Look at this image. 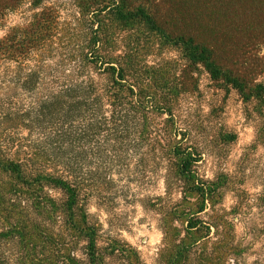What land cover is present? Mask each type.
Listing matches in <instances>:
<instances>
[{"label":"trees","instance_id":"obj_1","mask_svg":"<svg viewBox=\"0 0 264 264\" xmlns=\"http://www.w3.org/2000/svg\"><path fill=\"white\" fill-rule=\"evenodd\" d=\"M72 5L61 21L53 6H44L21 31L22 59L15 62L30 102L4 109L0 98V264H143L125 242L99 244V224L87 203L132 196L128 186L118 190L119 180L142 187L162 165L165 191L177 188L180 198L142 200L160 216L158 263L236 261L233 227L216 208L222 185L196 169L198 138L211 132L208 142L217 155L231 138L208 119L220 106L203 116L199 76L208 75L216 97L238 92L256 122L252 148L264 146V84L247 83L220 64L210 44L170 34L145 1ZM6 40L0 41V60ZM248 196L237 192L233 210L244 202L255 208L262 224L254 232L264 239V184L252 204ZM253 264H264V244Z\"/></svg>","mask_w":264,"mask_h":264},{"label":"rangeland","instance_id":"obj_2","mask_svg":"<svg viewBox=\"0 0 264 264\" xmlns=\"http://www.w3.org/2000/svg\"><path fill=\"white\" fill-rule=\"evenodd\" d=\"M33 1L0 0V41L7 38L9 45L0 60V98L5 103L4 109L12 108V103L21 107L30 102L20 88L21 78L18 77L22 76V67L15 60L22 59V50L17 42L34 12L44 6H53L59 12L61 21L67 20L74 9L72 0H36L35 4ZM142 1L146 2L148 10L170 34H189L202 44H210L220 64L242 75L247 83L254 81L264 84V0ZM168 55L173 56V53ZM29 64L31 66L32 62ZM199 79L203 116L208 114L211 107L220 106L217 115L208 119L224 133H229L231 138L218 155L208 142L211 132L204 138H198L195 143L202 157L196 169L203 179L218 180L222 185L216 208L231 223L233 242L240 251L236 261L227 259L224 264H253L263 257L264 239L260 233L254 232L261 228L262 222L255 208H245V202L240 211L233 208L239 203L236 195L240 190L249 195L250 204L261 191L264 184V146L252 148L256 139V122L247 117L245 103L238 92L230 89L216 97L213 95L215 90L210 88L208 75L202 72ZM18 131L21 136L26 134L22 128ZM164 174L162 165L153 176V181L142 187L128 184L121 178L118 190L128 186L125 190L132 196H116L112 204L102 203L95 197L89 198L87 211L92 220L99 224V244L104 245L109 239L120 240L137 251L143 264H159V252L163 246L160 216L144 208L142 200L158 196L169 202L179 200L177 188L165 191Z\"/></svg>","mask_w":264,"mask_h":264}]
</instances>
